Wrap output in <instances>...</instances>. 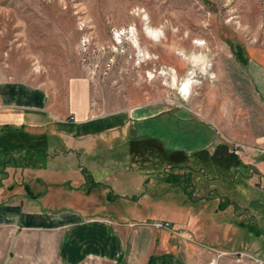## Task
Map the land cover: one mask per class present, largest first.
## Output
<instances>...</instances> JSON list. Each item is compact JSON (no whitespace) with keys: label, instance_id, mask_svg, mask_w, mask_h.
<instances>
[{"label":"rangeland","instance_id":"obj_1","mask_svg":"<svg viewBox=\"0 0 264 264\" xmlns=\"http://www.w3.org/2000/svg\"><path fill=\"white\" fill-rule=\"evenodd\" d=\"M188 78L192 82L186 93L183 84ZM82 102L89 104L92 115L137 106L184 108L217 123L231 145L244 142L240 139L247 133L233 130L238 124L234 118L240 115L239 122L247 121L246 111H264V0H0V105L41 107L73 125L79 121H69L70 111ZM263 123V117L257 120V125ZM104 139L80 141L73 162L50 164L47 172L53 185L47 187L48 203L56 207L69 198L90 211L91 200L106 198L104 207L117 215L134 207L120 194L136 190L130 177L126 179L128 174L135 176V167L158 175L170 172L156 185L150 184V192L165 199L176 194L174 200L181 205L203 189V198L211 201L203 204L204 243L197 264H264V241L237 249L238 243L226 238L230 230L219 231L207 220V215L216 220L219 202L237 209L234 202L242 204L238 194L246 193L235 192L231 163L218 165L222 154L199 156L193 162L186 153L167 151L151 139L135 135L126 142ZM15 141L23 140L14 133L0 135V144ZM9 150L13 153L15 148L11 145ZM15 155L0 160L5 183L15 181V190L26 194L24 177L31 175L30 187L44 190L35 184L38 168L27 163L28 157ZM103 164L110 165L112 178L120 180L113 181L111 205L108 190L75 189L59 182L64 177L60 168L70 180L87 171L98 178ZM165 166L170 169L164 170ZM257 190V204L264 207V190ZM7 193L0 194V202ZM245 210L239 209L242 215ZM262 211L256 217L248 212L257 233L264 231ZM179 212L176 215L186 218V211ZM224 212L217 214L223 217ZM25 213L20 204L0 205V264H99L66 260L61 252L63 235L27 228Z\"/></svg>","mask_w":264,"mask_h":264},{"label":"crops","instance_id":"obj_2","mask_svg":"<svg viewBox=\"0 0 264 264\" xmlns=\"http://www.w3.org/2000/svg\"><path fill=\"white\" fill-rule=\"evenodd\" d=\"M13 107L17 110H13ZM29 109L47 114H32ZM246 112L249 116L247 121L241 119L239 122L240 115L234 118L238 124L235 123L233 130L247 133L242 136L244 139H240L246 142L247 148L244 149L243 156H236L233 153V145L223 139L227 136L222 133L217 123L204 114L202 120L194 111L184 108L159 110L152 106H137L105 115H92L89 104L82 102L70 111L69 116L73 119L69 121H79L71 125L67 119H61L41 107L0 105V135L14 133L23 140L21 143L15 141L0 144V160L4 161L5 156L12 157L15 154L22 155L24 160L28 157L27 163L33 162L36 166L34 169L38 168V174L34 176L35 184L39 185V189L44 187L41 191L33 190L28 182L31 175H28L24 177L26 194H22L15 190V181L5 183V172L2 169L0 194L7 191L8 198L1 201L0 205L20 204L26 212L24 221L27 228L55 230L57 234L63 235L61 252L63 257L72 263L90 259L99 264H197L196 258L202 252L204 243L201 223L206 211L203 204L211 201L203 198L201 187L202 190L198 193H191L192 200H182L181 205L177 204V199L174 200L176 194L167 195L168 199H165L162 195L150 192L149 185H156L167 174H172L170 172L158 175L159 172H148L142 170V167H135V176L128 174L126 179L130 177L128 180L133 181L136 190H124L125 192L120 194L122 200H129L134 207L117 215L110 214L104 207L106 198L91 200L97 206L93 205L90 211L79 204L68 202L69 196L66 197L67 201L56 205L57 208L47 202L50 199L47 187L53 185V179H49L47 172L50 164L56 165L60 160L73 162L80 141L87 139L93 143L96 138H109V143L116 139H124L126 142L135 135L158 141L171 152L186 153L194 159L193 162L198 161L199 156H213L215 152L222 154L217 160L218 165L231 163L229 169L235 181L234 190H244L246 193L241 197L238 194L242 204L234 202L237 209L232 205L224 207V203L219 202L222 207L218 208V212H224L230 207L232 216L214 220L207 215V220L215 223L219 231L230 230L226 238L230 242L238 243L237 249L249 248L250 244L264 241V231H254L247 219L250 216L248 212L255 217L256 214L261 216L262 210V213L264 212L263 204H257L259 198L255 195L259 192L257 188L264 190V151L260 149L264 147V123L257 125V120L262 117L264 120V111ZM11 145L15 148L13 153L9 150ZM225 159H228V162ZM206 167L208 168V165ZM80 168L83 169V166L80 165ZM168 168L170 169V166L163 167L164 170ZM58 170L59 175L64 176L59 180L61 184L75 189H99L100 192L108 190L107 202L111 205L114 201L112 194L115 195L113 187L116 184L113 181L120 180L116 176L112 178L110 165L103 164L98 178L87 171L70 180L65 171L60 172L61 168ZM85 170L87 169L82 171ZM219 177L217 176V180ZM252 183L253 187H257L252 189ZM125 186H129L128 183ZM241 207L247 209L246 215L239 211ZM149 211L158 215L148 214ZM175 211H186V218L182 219ZM163 213H167L165 217L162 216ZM154 221H170L171 225L159 229L153 225ZM229 232L232 233L231 238ZM185 233H190L191 237L185 238Z\"/></svg>","mask_w":264,"mask_h":264},{"label":"built area","instance_id":"obj_3","mask_svg":"<svg viewBox=\"0 0 264 264\" xmlns=\"http://www.w3.org/2000/svg\"><path fill=\"white\" fill-rule=\"evenodd\" d=\"M232 148H233V152L238 155V156H243V152H244V149L247 148V146L241 142H238V141H234L233 144H232ZM262 151H264V147L260 148ZM153 225L156 227V228H166V227H169L171 225L170 221H154L153 222ZM185 238H190L191 237V234L190 233H185L184 234Z\"/></svg>","mask_w":264,"mask_h":264},{"label":"bare ground","instance_id":"obj_4","mask_svg":"<svg viewBox=\"0 0 264 264\" xmlns=\"http://www.w3.org/2000/svg\"><path fill=\"white\" fill-rule=\"evenodd\" d=\"M117 3V2H116ZM128 4H129V2H127ZM122 4V3H121ZM117 5H119V4H117ZM116 5V6H117ZM131 6V5H130ZM115 7V6H114ZM128 9V8H127ZM108 12H110V11H108ZM113 13V12H112ZM111 13V14H112ZM110 14V15H111ZM191 79L190 78H188L185 82H184V84H183V90H184V92H186V93H188V92H190V85H191Z\"/></svg>","mask_w":264,"mask_h":264},{"label":"trees","instance_id":"obj_5","mask_svg":"<svg viewBox=\"0 0 264 264\" xmlns=\"http://www.w3.org/2000/svg\"><path fill=\"white\" fill-rule=\"evenodd\" d=\"M166 150L169 151L167 148H166ZM182 153H183V152H182ZM227 210H228V212H230L229 210H231V208L229 207ZM227 210H225V212L223 213V214H224L223 216H226V217H230V216H232V215H230L231 212L229 213V215H228V213H226ZM217 213H219V212H217ZM217 213H214V214L217 216L216 218H219L220 215L217 214ZM211 218L213 219V216H212Z\"/></svg>","mask_w":264,"mask_h":264},{"label":"clouds","instance_id":"obj_6","mask_svg":"<svg viewBox=\"0 0 264 264\" xmlns=\"http://www.w3.org/2000/svg\"><path fill=\"white\" fill-rule=\"evenodd\" d=\"M209 67H210V65H209Z\"/></svg>","mask_w":264,"mask_h":264}]
</instances>
